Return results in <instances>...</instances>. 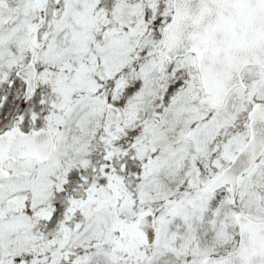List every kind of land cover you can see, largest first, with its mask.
I'll return each instance as SVG.
<instances>
[{"label":"snow or ice","instance_id":"6c2138e0","mask_svg":"<svg viewBox=\"0 0 264 264\" xmlns=\"http://www.w3.org/2000/svg\"><path fill=\"white\" fill-rule=\"evenodd\" d=\"M0 264H264V0H0Z\"/></svg>","mask_w":264,"mask_h":264}]
</instances>
